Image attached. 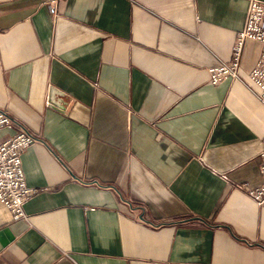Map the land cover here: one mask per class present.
Masks as SVG:
<instances>
[{
    "label": "crops",
    "instance_id": "0c3cea01",
    "mask_svg": "<svg viewBox=\"0 0 264 264\" xmlns=\"http://www.w3.org/2000/svg\"><path fill=\"white\" fill-rule=\"evenodd\" d=\"M248 3L0 0V139L37 138L25 217L0 206V264H264V201L245 190L264 183L259 43L236 79L208 74Z\"/></svg>",
    "mask_w": 264,
    "mask_h": 264
},
{
    "label": "built area",
    "instance_id": "2783aa9c",
    "mask_svg": "<svg viewBox=\"0 0 264 264\" xmlns=\"http://www.w3.org/2000/svg\"><path fill=\"white\" fill-rule=\"evenodd\" d=\"M50 12L56 14L53 1L50 2ZM264 0H249L244 24L236 34L232 50V62L211 66L208 68L212 84H217L222 79L238 76L237 68L240 55L246 40L259 43L260 53L257 61L250 69L249 79L256 89V96L264 105ZM13 119L5 109H0V127H12ZM37 138L28 131H19L12 136L0 139V206L12 211L14 218L25 217L24 202L36 191L28 187L24 181L23 168L21 167L22 151L29 147ZM262 149L258 155L260 160L258 169L264 176V137ZM250 198L261 203L264 201V183L254 188L245 187ZM72 264H78L72 260Z\"/></svg>",
    "mask_w": 264,
    "mask_h": 264
},
{
    "label": "water",
    "instance_id": "95a60500",
    "mask_svg": "<svg viewBox=\"0 0 264 264\" xmlns=\"http://www.w3.org/2000/svg\"><path fill=\"white\" fill-rule=\"evenodd\" d=\"M49 103L59 109L62 110L63 108V100H62V96L63 93H60L59 91H57V89H55L54 87H50L49 89ZM5 233L7 234V240H11V235H9V233L5 230ZM8 243H3V247L6 246Z\"/></svg>",
    "mask_w": 264,
    "mask_h": 264
}]
</instances>
